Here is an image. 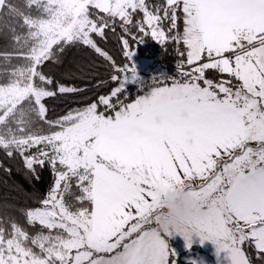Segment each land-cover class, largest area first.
I'll return each instance as SVG.
<instances>
[{"label":"snow or ice","instance_id":"6c2138e0","mask_svg":"<svg viewBox=\"0 0 264 264\" xmlns=\"http://www.w3.org/2000/svg\"><path fill=\"white\" fill-rule=\"evenodd\" d=\"M24 8L0 0V14L26 29H12L18 47L0 53L6 64L24 61L0 72V151L19 156L36 181L47 168L52 183L38 207L21 210L35 232L0 221V264H176L165 239L179 235L188 248L193 234L230 264H252L246 244L264 259V0H25ZM117 21L126 61L134 51L125 37H150L175 45V75L142 84L134 65H117L96 39ZM77 45L107 62L108 80L92 83L89 72L76 76L86 81L79 86L45 73ZM108 83L91 103L48 118L49 98ZM177 187L197 211L171 222L161 202Z\"/></svg>","mask_w":264,"mask_h":264},{"label":"trees","instance_id":"16d2710c","mask_svg":"<svg viewBox=\"0 0 264 264\" xmlns=\"http://www.w3.org/2000/svg\"><path fill=\"white\" fill-rule=\"evenodd\" d=\"M13 4L19 6L22 10L28 11L24 8L25 0H11ZM148 3L152 6L156 4H163L164 0H148ZM32 14L36 15L35 9H32ZM142 20V13L137 12L134 16V23L131 27V32L139 36L135 28V20ZM22 20L18 17L9 16L7 14H0V53H11L18 47L13 41V31L15 34H23L26 32L25 28L21 27ZM167 27V24H165ZM182 27V22H181ZM125 34L122 32L119 21L116 22L115 31L107 30L105 32L106 40L97 39L99 46L108 52L117 65L123 66L126 63L133 65V60L148 59L151 60L152 56L149 55L147 48L149 47L156 56V58L162 63L157 72V75L163 70H167V76H174L176 72V63L180 59L175 50V45L167 44L160 45L154 42L150 37H144L143 42L139 45L136 41H133L131 37H125L129 40L131 50L134 51V55L131 61H126L122 56L121 37ZM63 62L60 65H54L48 62L44 71L46 74L54 76L57 80L65 84H75L84 86L86 81L77 79L76 76L84 75L85 73H94L92 77V83L96 80H108L111 73V68L102 58L97 56L90 49L77 45L66 49L62 54ZM23 60L13 58L11 63L6 64L3 61V57L0 56V72H5L13 66L23 64ZM84 69V72H81ZM75 74V75H73ZM209 78H217V75L213 72H209ZM164 78V77H162ZM6 75L0 77V82H6ZM155 79H161L156 77ZM90 91L84 92L77 96H57L56 98H49L45 101L49 111L48 118L56 119L63 116L70 109L81 107L87 103H91L96 99L98 94H106L110 91L113 85L108 83L105 86L99 88H91V84L88 85ZM129 99H134L137 92L136 85L129 86ZM90 98V99H89ZM45 131L47 127L45 126ZM34 151V150H33ZM5 168L10 169V172H6ZM40 180L36 181L30 173H28L23 166V162L19 156L8 158L3 151H0V221H3V226L8 227L11 219H15L17 223L23 225L29 232H35L37 229L29 228L25 223V218L22 214V209H29L38 207V201L43 198L44 194L52 183V176L50 171L45 168L43 170L37 169ZM167 241V240H166ZM168 242V241H167ZM171 244L168 247L170 249ZM245 252L252 260V264H264V259H257L255 250L253 247L244 246ZM194 255L193 251H189L186 254H176V264H187L182 262V258Z\"/></svg>","mask_w":264,"mask_h":264},{"label":"crops","instance_id":"0c3cea01","mask_svg":"<svg viewBox=\"0 0 264 264\" xmlns=\"http://www.w3.org/2000/svg\"><path fill=\"white\" fill-rule=\"evenodd\" d=\"M199 183H202L201 181H194L193 185L196 186ZM165 240L166 245L168 246L169 243L172 247L176 249V252L182 253L186 252L190 247L196 245L200 248L201 251H197L194 253V255L189 257L182 258V262L187 264H230V262L225 259V254L220 253L219 256L216 254V249L214 245L209 242L205 241L202 245L200 243L199 237L193 234L191 237V245L190 247L186 248L184 239L179 235H173L167 237ZM169 248V247H168Z\"/></svg>","mask_w":264,"mask_h":264},{"label":"clouds","instance_id":"9594fccd","mask_svg":"<svg viewBox=\"0 0 264 264\" xmlns=\"http://www.w3.org/2000/svg\"><path fill=\"white\" fill-rule=\"evenodd\" d=\"M160 211L168 221L176 222L187 219L197 209L186 191L177 187L164 193Z\"/></svg>","mask_w":264,"mask_h":264},{"label":"rangeland","instance_id":"374dc122","mask_svg":"<svg viewBox=\"0 0 264 264\" xmlns=\"http://www.w3.org/2000/svg\"><path fill=\"white\" fill-rule=\"evenodd\" d=\"M131 58L133 59V57ZM133 65L135 66L136 75L139 79V82L142 84L150 83L154 78L158 77L157 72L160 69V67L158 66L159 64L153 62L152 60H148V59L133 60ZM252 146L255 147V145ZM170 250L180 255L186 254L189 251H193L194 253L197 252L198 250L201 251L200 248L196 245L190 247L186 252H182V253L176 252V249L172 246H170Z\"/></svg>","mask_w":264,"mask_h":264},{"label":"built area","instance_id":"2783aa9c","mask_svg":"<svg viewBox=\"0 0 264 264\" xmlns=\"http://www.w3.org/2000/svg\"><path fill=\"white\" fill-rule=\"evenodd\" d=\"M138 44L141 45L142 42H141V43H138ZM147 50H148V52H150L149 55L152 56V59H151V60H152L153 62H156L157 64H159V65L161 66L162 63L156 58V56H153L154 54L152 53V51H150L151 49L148 47ZM159 65H158V66H159ZM176 65H177V63H176ZM170 77H173V76H170Z\"/></svg>","mask_w":264,"mask_h":264},{"label":"water","instance_id":"95a60500","mask_svg":"<svg viewBox=\"0 0 264 264\" xmlns=\"http://www.w3.org/2000/svg\"><path fill=\"white\" fill-rule=\"evenodd\" d=\"M165 76H167V70L161 71V73L158 75V77H161V78Z\"/></svg>","mask_w":264,"mask_h":264}]
</instances>
